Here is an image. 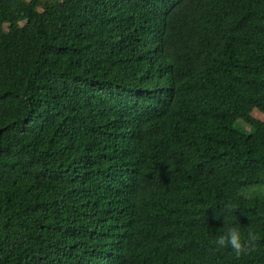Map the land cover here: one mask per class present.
<instances>
[{
    "label": "trees",
    "instance_id": "16d2710c",
    "mask_svg": "<svg viewBox=\"0 0 264 264\" xmlns=\"http://www.w3.org/2000/svg\"><path fill=\"white\" fill-rule=\"evenodd\" d=\"M255 110L264 0H0V264H264Z\"/></svg>",
    "mask_w": 264,
    "mask_h": 264
},
{
    "label": "clouds",
    "instance_id": "9594fccd",
    "mask_svg": "<svg viewBox=\"0 0 264 264\" xmlns=\"http://www.w3.org/2000/svg\"><path fill=\"white\" fill-rule=\"evenodd\" d=\"M231 211V209H229ZM225 231L215 239L217 248H230L239 258L242 255L250 254L256 250L259 242L258 235L252 230L251 225L247 228V234L244 235L239 224L228 225L225 216L224 227Z\"/></svg>",
    "mask_w": 264,
    "mask_h": 264
},
{
    "label": "rangeland",
    "instance_id": "374dc122",
    "mask_svg": "<svg viewBox=\"0 0 264 264\" xmlns=\"http://www.w3.org/2000/svg\"><path fill=\"white\" fill-rule=\"evenodd\" d=\"M230 116H231V118L234 121L238 122L239 124H241L242 126H244L246 128H249V125H247L244 121L239 119L238 115L235 112H232ZM252 116L255 119H257V120L264 122V115L261 112H259L258 110H255L252 113ZM247 192L248 193H250V192H260V194H261L262 192H264V185L263 186L260 185V186L252 187V189H249Z\"/></svg>",
    "mask_w": 264,
    "mask_h": 264
}]
</instances>
